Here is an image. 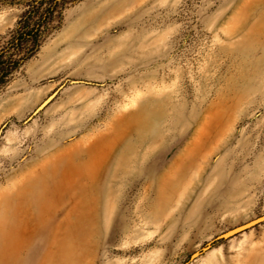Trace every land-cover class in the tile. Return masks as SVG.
<instances>
[{"label": "rangeland", "instance_id": "obj_1", "mask_svg": "<svg viewBox=\"0 0 264 264\" xmlns=\"http://www.w3.org/2000/svg\"><path fill=\"white\" fill-rule=\"evenodd\" d=\"M26 8L0 0V42ZM51 25L0 89V264H264V221L215 239L264 214V0Z\"/></svg>", "mask_w": 264, "mask_h": 264}, {"label": "trees", "instance_id": "obj_2", "mask_svg": "<svg viewBox=\"0 0 264 264\" xmlns=\"http://www.w3.org/2000/svg\"><path fill=\"white\" fill-rule=\"evenodd\" d=\"M28 4L7 38L0 42V89L25 60L34 54L52 29L62 0H24Z\"/></svg>", "mask_w": 264, "mask_h": 264}, {"label": "water", "instance_id": "obj_3", "mask_svg": "<svg viewBox=\"0 0 264 264\" xmlns=\"http://www.w3.org/2000/svg\"><path fill=\"white\" fill-rule=\"evenodd\" d=\"M53 96L50 95L48 96L46 99H44L33 111L32 115L35 114L36 112H38L47 102L48 100ZM32 115L29 116V118L32 117ZM264 221V214L256 217V218H253L251 220H248L242 224H239L237 226H234L233 228H230L222 233H220L215 239L216 240H219V239H224V238H227V237H230L236 233H239V232H242L244 230H246L247 228H251L253 227L254 225L260 223ZM212 242V241H211ZM211 242H208L201 250H197L196 252L193 253V257L197 256L198 254H200L201 251H204L206 249H208L211 245Z\"/></svg>", "mask_w": 264, "mask_h": 264}]
</instances>
